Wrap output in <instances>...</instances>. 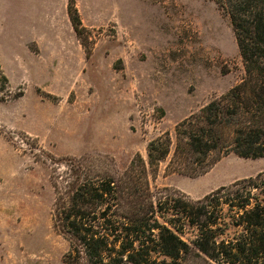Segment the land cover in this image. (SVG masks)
<instances>
[{
  "label": "rangeland",
  "instance_id": "1",
  "mask_svg": "<svg viewBox=\"0 0 264 264\" xmlns=\"http://www.w3.org/2000/svg\"><path fill=\"white\" fill-rule=\"evenodd\" d=\"M73 2L85 45L70 20L65 24L68 0H0V71L7 81L0 77V264H64L73 243L66 227L79 221H65L64 212L77 205L95 212L86 224L104 231L105 204L87 195L75 205L73 190L80 186L86 195L113 179L126 191L131 161L133 179L145 176L154 199L182 205L206 197L197 225L203 230L165 214L189 251L177 260L152 252L139 264H231V248L245 233L239 206L264 194V180L262 191L244 181L264 171V157L229 152L194 177L169 164L177 124L244 76L226 13L217 0ZM39 22L45 29L33 40L13 35L20 24ZM165 133L170 152L149 165L147 145ZM119 203L110 213L122 212ZM196 238L212 256L192 250Z\"/></svg>",
  "mask_w": 264,
  "mask_h": 264
},
{
  "label": "trees",
  "instance_id": "2",
  "mask_svg": "<svg viewBox=\"0 0 264 264\" xmlns=\"http://www.w3.org/2000/svg\"><path fill=\"white\" fill-rule=\"evenodd\" d=\"M73 3V0H68L67 12L80 39L83 27ZM217 3L229 19L245 73L240 82L225 94L213 98L175 127V145L169 164L174 165V172L191 177L204 174L229 152L243 158L264 157V0H217ZM81 43L85 45L82 38ZM0 77L5 85L7 81L1 71ZM170 144L166 133L151 140L147 145V163L151 165L164 159L170 152ZM139 162L140 173L145 175L146 163L141 157ZM134 169L135 164L131 161L123 173L127 176V192L113 179L100 182L99 188H84L86 195L80 193V186L73 190L71 201L75 205L78 200L87 202V195L93 201L105 204L100 217L103 218L104 231L101 233L96 225L86 224L90 213L95 212L86 214L78 205L76 209L64 212L65 221L71 216L79 220L66 227L65 232L70 234L73 243L64 256V264H139L137 258L148 257L152 252L177 260L189 251L188 244L174 232L173 218L165 214L182 215L187 222L197 226L200 217L206 214L203 204L206 197L196 201L188 199L182 205L172 198L163 203L161 198L154 199L155 194L145 176L141 175L138 181L133 179L130 172ZM262 180L264 171L244 182L249 189L262 186L259 190L262 191L263 184L258 182ZM237 184L234 182L232 186ZM221 189L223 186L216 190ZM162 190H167V187L155 192ZM125 192L126 195H122ZM169 200L173 201L169 203ZM120 201L123 203L122 212L110 213L111 206L119 205ZM166 204L168 206H163ZM239 208L242 213L238 225H243L245 233L231 248L234 250L231 264H259V261L263 264L264 194L257 196L254 203L247 200ZM158 218L162 222L159 223ZM115 222L118 228H115ZM197 228L203 230L201 225ZM153 229L157 230L155 238H151ZM110 236L113 237L110 239ZM191 245L192 250L209 254L207 245L200 243L198 238ZM211 249L215 251L216 247ZM221 252L219 254H225Z\"/></svg>",
  "mask_w": 264,
  "mask_h": 264
},
{
  "label": "crops",
  "instance_id": "3",
  "mask_svg": "<svg viewBox=\"0 0 264 264\" xmlns=\"http://www.w3.org/2000/svg\"><path fill=\"white\" fill-rule=\"evenodd\" d=\"M52 18L54 19V16L50 17L49 25H50V22H51ZM66 18H67V10H66ZM68 20L69 19H67L66 22H65L66 26H67ZM52 23H54V21H52ZM55 23H56V28L59 29V27H60L59 20H55ZM41 28L45 29L44 26H43V22L42 23L39 22L38 24H27V25L20 24V26H18L17 28H15L13 30V35L15 37H19L21 39H29V40L31 39V40H33V38L38 37L39 32L41 31Z\"/></svg>",
  "mask_w": 264,
  "mask_h": 264
}]
</instances>
